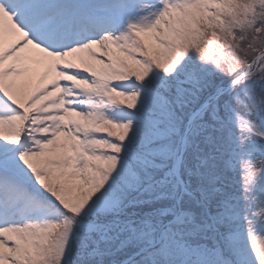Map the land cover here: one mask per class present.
Returning <instances> with one entry per match:
<instances>
[{"label": "snow or ice", "instance_id": "snow-or-ice-1", "mask_svg": "<svg viewBox=\"0 0 264 264\" xmlns=\"http://www.w3.org/2000/svg\"><path fill=\"white\" fill-rule=\"evenodd\" d=\"M0 264H264V0H0Z\"/></svg>", "mask_w": 264, "mask_h": 264}]
</instances>
